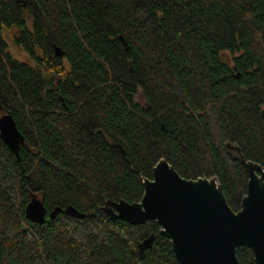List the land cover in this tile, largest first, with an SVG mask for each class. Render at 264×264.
Segmentation results:
<instances>
[{
  "label": "trees",
  "instance_id": "trees-1",
  "mask_svg": "<svg viewBox=\"0 0 264 264\" xmlns=\"http://www.w3.org/2000/svg\"><path fill=\"white\" fill-rule=\"evenodd\" d=\"M2 111L23 144L17 157L0 139V264H179L155 221L101 208L140 202L165 159L240 209L248 177L224 145L264 168V0H0Z\"/></svg>",
  "mask_w": 264,
  "mask_h": 264
},
{
  "label": "water",
  "instance_id": "water-1",
  "mask_svg": "<svg viewBox=\"0 0 264 264\" xmlns=\"http://www.w3.org/2000/svg\"><path fill=\"white\" fill-rule=\"evenodd\" d=\"M0 139L18 157L23 136L9 112L0 113ZM224 148L248 177L237 212L227 205L216 177L184 179L165 159L156 163L151 180H143L140 202L106 201L102 211L111 220L130 225L155 221L179 264H238L239 247L251 250L255 264H264V168L246 160L237 144L226 143ZM46 213L42 201L33 196L26 218L42 225ZM60 213L85 217L70 208H55L48 218Z\"/></svg>",
  "mask_w": 264,
  "mask_h": 264
},
{
  "label": "rangeland",
  "instance_id": "rangeland-1",
  "mask_svg": "<svg viewBox=\"0 0 264 264\" xmlns=\"http://www.w3.org/2000/svg\"><path fill=\"white\" fill-rule=\"evenodd\" d=\"M16 34L15 30H6L4 32V37L9 45V49H10V52L12 53V55L18 59L19 61H26V58H25V55L23 53H21L14 45L13 43V36ZM220 56H221V59L224 61V62H229L231 61V55L224 51V52H221L220 53ZM226 62V63H227ZM228 64V63H227ZM229 65H232V63H230Z\"/></svg>",
  "mask_w": 264,
  "mask_h": 264
}]
</instances>
